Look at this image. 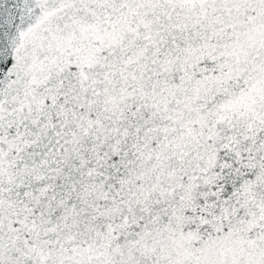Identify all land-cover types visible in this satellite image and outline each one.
Instances as JSON below:
<instances>
[{"label": "snow or ice", "instance_id": "obj_1", "mask_svg": "<svg viewBox=\"0 0 264 264\" xmlns=\"http://www.w3.org/2000/svg\"><path fill=\"white\" fill-rule=\"evenodd\" d=\"M0 264H264V0H0Z\"/></svg>", "mask_w": 264, "mask_h": 264}]
</instances>
